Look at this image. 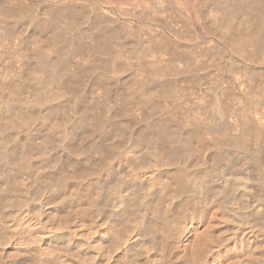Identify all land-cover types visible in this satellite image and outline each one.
<instances>
[{
    "label": "rangeland",
    "instance_id": "rangeland-1",
    "mask_svg": "<svg viewBox=\"0 0 264 264\" xmlns=\"http://www.w3.org/2000/svg\"><path fill=\"white\" fill-rule=\"evenodd\" d=\"M233 1L235 0L231 2L234 3ZM12 2L13 4H11ZM0 3L2 8L15 6L17 8H22L25 12L19 9L23 14L18 10L21 14L19 13L18 15L17 11V19L15 18L16 15L14 18H11V16H8L9 18L3 16V18H5L3 19L4 26L7 27V23L13 21L10 25L12 26L13 34H15V37L12 34L14 39L12 38L11 40L10 36L7 39L4 36V39H2L3 36L1 37L0 35L1 264H24L26 260L32 261L29 262V264H37L38 261V264H197L195 256L198 254L197 251L202 252L201 250L205 252L210 251L208 259L204 264H248V262L249 264H264V178L263 183H259V185H252L251 183V177L254 176L253 172H255L256 165L259 161H262L264 164V138L261 137L260 134L264 132V102L260 103V101H264V58L261 54H264V48L260 50L261 53H257L256 50H253L254 48L251 45H248L245 51L242 50L243 52H240L236 43L239 40L238 34L231 29L226 31L227 28H225V18H229V16L233 18L234 22L236 21V25H241V23H244L242 25H248L251 21L247 14L240 12L241 14L238 13V15L232 14V17L230 14H227V8L221 7L217 3L215 4L213 0H20L19 2L18 0H0ZM61 5L66 8H76V10L82 11L83 14V18L82 16L80 17V20L81 18L83 20H81V25L80 22H78V27L75 26L76 29L74 27V32L72 31L73 37L70 33V37L73 38V40L77 38L75 42L79 39L77 44H82L83 48L81 47L79 50L77 49L71 54L66 55L65 60L67 59V62L63 59L65 54H61L60 51L53 48L51 43H49L51 42L49 37L51 29H45L46 32L45 30L42 31L43 28L40 27L39 29V23H37L40 19L43 20V18H45V21H47V19H52V21L56 23L54 24L55 28L58 27V29H61V26L62 28L65 27L66 23L69 24L72 18L71 15H69L71 19H68V17L64 19L65 17L61 15L62 13L59 15L60 10H66L65 7ZM78 5L80 7H78ZM31 6L33 8H31ZM229 6L231 7V4L226 5V7ZM59 7L61 8L60 10L58 9ZM54 8H57L59 11L55 16L52 14V11L55 10ZM46 10L50 12L51 15L50 13L48 14ZM86 12L90 14H88L89 16L92 15L89 17L91 19L88 18V15H85ZM95 12L98 13L95 14ZM31 13H35V15ZM27 15H30L29 17H31V19L34 18V21H29L30 18L27 17ZM98 15L102 16L104 20L110 18L109 21H105L106 24L108 22L110 26L117 27L120 35L123 34L120 36V40L122 39L121 43L119 40L110 43L111 51L108 53L101 50L99 51V48L96 47L98 43L101 42L96 38L98 29L93 24L92 25L96 29H93L94 27L90 25L93 23V21L90 20L96 19ZM59 16H61V19H58ZM36 17L40 19L38 20ZM6 18L10 20L6 21ZM88 19L90 23H87ZM44 20L43 22H45ZM55 20L57 21L55 22ZM66 20L69 21L67 22ZM116 23L118 26H116ZM58 25L61 26L59 27ZM88 26H91V28ZM222 27H224V29ZM77 28L81 29L78 31ZM75 31H77L78 34ZM1 39L3 41H1ZM97 40L98 42H96ZM39 42L42 44L40 43V45ZM126 43L128 45L130 44V48H128L129 46ZM164 43L166 45H164ZM152 45L154 47H152ZM93 46L96 48H93ZM233 46H235L236 50ZM32 49L34 52H37H32ZM135 49L136 52H134ZM139 49H142L143 52ZM25 50V54L31 55H26V57L24 54ZM122 50L127 51H125L126 56L124 53H121ZM140 51L142 53H139ZM57 52H59V54ZM146 52L147 55H145ZM178 52H181V54H178ZM129 53L131 54L130 56L128 55ZM133 53H136L137 56ZM35 54H37V56ZM41 54L44 55L40 56ZM94 54H96L97 57ZM33 55L38 58L45 56L40 59L46 60L49 58L48 61L56 57L55 60L59 59L58 62L63 60L66 66L63 64L64 67L60 69L61 71L63 70L62 73L60 70L54 72L55 66H53L52 72L54 73L51 72L52 74L48 69L46 73H48L47 75L49 76L45 74V77H50L52 80L46 79L44 75L41 77L42 75L38 71V67L36 70L37 58L36 61H34L35 59L32 57L35 58V56ZM59 55H61V59ZM90 55H92L91 59ZM100 57L102 61H105L107 58V62L108 60L109 63L116 62L119 66L115 63V67L113 66L114 68L109 65L110 67L102 68L103 70H101L94 65L97 61L100 62ZM25 58L30 59L28 61L24 60ZM31 58L33 60H31ZM112 59L115 61L113 62ZM48 64L49 63H46V65ZM210 64L215 66L213 67L212 65L210 67ZM31 65L32 69L33 67L35 68V71L31 69ZM50 66L52 67L51 64ZM93 66H95L96 69ZM91 67H93L94 71ZM70 68H72V71ZM158 68L163 69L161 71V69ZM23 69L26 71H23L24 75L22 73ZM30 70L36 73H31L32 71ZM247 71L252 74L251 77L253 80L248 79ZM56 72L61 75H58ZM75 72L77 77L74 74ZM154 72L156 76L160 72L165 74L161 77L162 74L160 73V76L156 77L154 76ZM29 74L34 77L31 78ZM33 74H37V77ZM17 75H19V77ZM28 76L33 84L28 79ZM57 76H61V78ZM73 76L81 78V80H79V84H77V90L75 89L69 93L65 83H68L67 78L70 79V77ZM38 77L41 86L38 85ZM24 78L27 79V81ZM33 79H36L37 83H35L36 80L33 81ZM55 79H58L59 84ZM44 80H46L47 83L49 82V87L48 85L46 87L45 84L47 83ZM248 80H251V83ZM29 82L31 84H29ZM98 82H100V84ZM51 86L53 87L51 88ZM59 88H62V90H59ZM81 88H84V91H82ZM54 90L56 92H53ZM57 90H59V92ZM104 91H107L108 94ZM116 91L119 94L115 93ZM45 92V96L49 94L48 96L51 95V97H43V93ZM53 93L60 94H57V96L53 95V97ZM62 93L64 95H62ZM203 97L206 99L204 100ZM218 97L223 101L225 107L228 106L227 109L233 111L231 113L229 110L228 113L231 114L228 115L227 119L221 120V123L229 127V130L231 128L229 131L231 137H228L229 139L233 138V140H235L236 138L234 137L237 135L240 136L239 133H244L242 129H244V126L248 125L246 128L248 132L246 131L247 133L244 134V136H246L244 139L247 138L248 140L244 141L241 146H244L242 149L236 145V142H232V139L229 140L227 138L229 142L231 141L229 143L218 133H216L218 136L216 134L210 135V131L206 130L207 127H210V123L208 122L210 119L206 121L207 117L204 116V113L199 112H206L208 110L209 112L207 111L205 114L208 116L210 114L209 105L213 104L215 98L219 99ZM253 97H255L253 100L258 99L259 102H253ZM199 98L202 99L199 100ZM100 100L102 102H100ZM245 100L251 101L247 103ZM196 102H202L200 104L201 109L198 113L196 112V106L198 105ZM203 102L208 105H205ZM6 104H9L7 105L8 107ZM74 106H76V108H74ZM51 107L53 109L55 108V113L53 114L59 113L60 115L58 114L57 116L56 114L55 117L50 114L47 116L45 112ZM113 109L116 110L114 111ZM117 110L120 112H117ZM92 111L95 112L93 113ZM76 112L80 113L76 114ZM85 112L88 113L89 117L87 113L85 115ZM9 113L10 115H7ZM115 113L119 118L118 116L116 118ZM94 114L95 116H93ZM144 114L147 115L145 116ZM82 118L84 120H82ZM41 119L45 120V122L40 121ZM24 120L28 124H25V122H23ZM204 121L208 123H203ZM79 122H83L92 127L95 126L100 136L103 135L100 131L103 132L104 130L107 133L111 131V133L107 134V137L103 138V140L106 139L104 140L106 149H109L108 158H110V162L108 160L105 163L103 162L104 164L100 162L101 159L105 157L104 151L88 145L90 144L88 139H69V135L73 131L72 129H75L76 124H80ZM198 122H201L200 124L204 126H200L201 144L191 148L186 145V142L185 144L183 141L179 143V140H182L186 131ZM215 123L216 120L213 124ZM144 124L153 126L156 124L155 126L162 125L168 128V135H170L169 139L171 142L176 140L171 143L170 146L168 145L171 147L170 149L172 151L168 149V146L167 148L163 144L162 145L165 147L161 144H157L150 133H148L147 136H150L152 141H149L150 138L146 140L140 139L141 135L137 133H140L143 128H146ZM116 126L118 127L116 128ZM128 126L132 128L130 129ZM136 129H139V131ZM134 132H136V134ZM247 136L250 137L248 138ZM240 140H242V138ZM225 141H227V143ZM70 142L74 143L76 149L67 148V146L71 144ZM245 142L249 144V147L246 146L248 144ZM234 146L236 148H234ZM190 148L193 150L190 151ZM194 148H196V153L192 152ZM189 154H191L192 157ZM194 155L198 157L196 156V158ZM256 159H258L257 162L255 161ZM208 165L211 166V168H209ZM81 167L85 168L83 172L78 171ZM89 173H91V175H88ZM169 175L172 178L174 177L173 175H175L176 178H174V181L173 179H169ZM64 176L65 178H63ZM86 176L88 177L87 179ZM50 177L51 179H49ZM177 177L180 178L178 179L180 182L177 181ZM172 182L175 184V187L171 186L175 189L174 193L172 192V188L170 190L167 189L168 187L165 188V186H169L170 188V185H173ZM177 183L179 184L177 185ZM196 184L198 187L200 186L202 190L204 189V191L198 190L200 188L195 187ZM190 186L192 188H190ZM116 191L121 192V195L125 197L124 202H121L118 194L115 193ZM168 191H171V193ZM197 191H200L199 193L202 194L200 195ZM208 192L209 194H207ZM176 193L177 195H175ZM210 193L211 196H208ZM171 196L172 199H170ZM198 196H200V199L196 202L195 199H197ZM185 200L186 202H184ZM183 202L187 204L186 209L184 211L180 209V211L177 210L180 205L182 206V204H184ZM191 203L194 206H196L195 203H197V208L195 209L194 207L195 210L191 208ZM182 209L184 208L182 207ZM226 209L230 211H226ZM21 216L30 218V222L33 225H28L25 229L19 226L17 222ZM164 216L165 218H163ZM158 219L162 222H159ZM172 219L174 220L173 222H171ZM123 221L125 223H123ZM163 221L167 225H165ZM120 222H122V224ZM27 239L33 241L30 242ZM244 239L246 245L243 242ZM27 247L28 249H26ZM200 247H205L206 250ZM45 252H47V254H45ZM18 253L21 255H19L21 261L15 262L14 259ZM32 254L35 256L34 258L38 257V261L33 258L37 263H33V259H30ZM26 264H28V261H26Z\"/></svg>",
    "mask_w": 264,
    "mask_h": 264
},
{
    "label": "bare ground",
    "instance_id": "bare-ground-1",
    "mask_svg": "<svg viewBox=\"0 0 264 264\" xmlns=\"http://www.w3.org/2000/svg\"><path fill=\"white\" fill-rule=\"evenodd\" d=\"M20 0H18V2H19ZM40 1V0H39ZM59 1V0H58ZM84 1V0H83ZM207 1V0H206ZM213 1H215V4L217 3V4H219V6H221V7H225V8H227L228 10H227V14L229 15H231L232 16V14H234V15H238V13H245V14H247L248 16H249V18H250V21H251V23L249 24L248 23V25H242V24H244V23H241V25H239V24H237V25H239V26H237L236 24H235V22H234V20H233V18H231L230 16H229V18H225L226 19V23H225V28H227L226 29V31L228 30V29H231V30H233V31H235L236 32V34H238V36H239V40H238V42H236L237 43V46H238V50L240 51V52H243V51H245L246 50V48H247V46L248 45H251L254 49L253 50H256V52L258 53H261L260 52V50H263V48H264V0H235V1H233L234 3H232L231 1L232 0H228V1H226V0H213ZM8 2V1H7ZM6 2V3H7ZM28 2V1H27ZM33 2V1H32ZM36 2V1H35ZM51 2V1H50ZM152 2V1H151ZM177 2V1H176ZM212 2V1H211ZM211 2H210V4H211ZM80 3V2H79ZM167 3V2H166ZM178 3V2H177ZM180 3V2H179ZM214 3V2H213ZM1 4V3H0ZM11 4H13V2L11 3ZM63 4V3H62ZM76 4V3H75ZM74 4V5H75ZM135 4V3H134ZM169 4V3H168ZM229 4H231V7L229 6V7H226V5H229ZM25 5V4H24ZM178 5V4H177ZM200 5V4H199ZM214 5V4H213ZM9 6V5H8ZM7 6V7H8ZM19 6V5H18ZM21 6V5H20ZM50 6V5H49ZM61 6H63V5H61ZM60 6V7H61ZM68 6H69V3H68ZM72 6V5H71ZM145 6H146V4H145ZM180 6H181V4H180ZM206 6V5H205ZM0 7H1V5H0ZM4 7V6H3ZM58 8L59 10L61 9V8ZM63 7H65V6H63ZM62 7V8H63ZM70 7V6H69ZM76 7V6H75ZM78 7H80L79 5H78ZM150 7V6H149ZM185 7V6H184ZM183 7V8H184ZM214 7H215V5H214ZM31 8H33L32 6H31ZM68 8V7H67ZM66 7H65V9L66 10H64V11H62V10H60V13H59V11H58V9H57V11H56V9L55 10H53L52 11V14L55 16V15H57V13H59V15L61 14V15H63V17H65L64 19H66L67 17H68V19H71L72 18V20L69 22V24H67L66 23V26L65 27H63L62 28V26L61 25H58L59 27L61 26V29L59 28L58 29V27L57 28H55L54 27V24H56V23H54L53 21H52V19L50 20V19H47V21H45L44 19L45 18H43V20L45 21V22H43V20L42 19H40V18H37L38 17V15H37V19L40 21H38L37 23H39L38 24V26H39V29H40V27H42L43 29H42V31L43 30H45V29H51V34H50V36L49 35H46V36H49L50 37V40H51V42H49V43H51V45H52V47L53 48H55V49H57L58 51H60V53L61 54H65L63 57V59L65 60V56L66 55H69V54H71L72 52H74L75 50H79L81 47H82V44L80 45V44H77L78 43V40L75 42V40L77 39H75V40H73V38H71L70 36V33L72 34L74 31H73V29H74V27L76 26V27H78L77 26V24H78V22H80V25H81V22L83 21L82 20V18H83V14H82V11L80 12V11H78V10H76V8H68L67 9ZM82 8V7H81ZM98 8V7H97ZM211 8V7H210ZM19 9H21V10H23L22 8H17V7H15V6H11V7H9V8H6V7H4V8H2L1 7V9H0V11H1V13H0V35H1V37H2V39H4V36L6 37V39L7 38H9V36L11 37V40H12V38L14 39V37H15V34H13V30H12V26L10 25L11 23H7L8 24V26L6 27V26H4L5 24H4V22H3V19H5V18H3V16H7V18H9L10 16H11V18H14V16H15V18L19 15V11H21V10H19ZM49 9V8H48ZM47 9V10H48ZM78 9V8H77ZM177 9H179V8H177ZM188 9V8H187ZM221 9V8H220ZM19 10V11H18ZM46 10V11H47ZM180 10H182V9H180ZM215 10V9H214ZM222 10V9H221ZM17 11H18V15H17ZM50 11V10H49ZM183 11V10H182ZM186 11V10H185ZM223 11V10H222ZM23 12H24V10H23ZM23 12L21 11V13L23 14ZM33 12V11H32ZM35 12V11H34ZM43 12V11H42ZM150 12V11H149ZM20 13V14H21ZM25 13V12H24ZM47 13L49 14L50 12H48L47 11ZM84 13H85V11H84ZM98 13V12H97ZM96 12H95V14H97ZM183 13V12H182ZM188 13V12H187ZM218 13V12H217ZM240 13V14H241ZM31 14H34L35 15V13H31ZM37 14V13H36ZM42 14V13H41ZM89 13H87L86 12V14L85 15H88ZM93 14V13H92ZM95 14H93V15H95ZM224 14H225V12H224ZM242 14V15H243ZM40 15V14H39ZM50 15H51V13H50ZM52 15V16H53ZM69 15H71V18L69 17ZM90 15V14H89ZM88 15V18L89 17H91V16H89ZM101 15H103V14H101ZM163 15V14H162ZM217 15V14H216ZM219 15V14H218ZM226 15V14H225ZM9 16V17H8ZM30 15H27V17H29ZM44 16V15H43ZM47 16V15H46ZM45 16V17H46ZM82 16V18H81V20H80V17ZM96 16V15H95ZM104 16V15H103ZM146 16V15H145ZM171 16V15H170ZM26 17V16H25ZM26 17V18H27ZM63 17H62V19H63ZM187 17H188V15H187ZM215 17V16H214ZM225 17V16H224ZM233 17V16H232ZM244 17V16H243ZM246 17V16H245ZM6 18V19H7ZM19 18V17H18ZM30 18V19H29ZM28 19H29V21L30 20H33V19H31V17H29ZM87 18V17H86ZM95 18V17H94ZM93 18V19H94ZM105 18V17H104ZM198 18V17H197ZM200 18V17H199ZM202 18V17H201ZM17 19V18H16ZM58 19H61V16H59L58 17ZM63 19V20H64ZM84 19H85V17H84ZM89 19H91V18H89ZM89 19H88V21H87V23L89 22ZM106 19H107V15H106ZM117 19V18H116ZM179 19V18H178ZM217 19V18H216ZM223 19V18H222ZM235 19V18H234ZM241 19V18H240ZM245 19V18H244ZM8 20H10V19H7L6 21H8ZM27 20V19H26ZM42 20V21H41ZM54 20V19H53ZM80 20V21H79ZM86 20V19H85ZM108 21L110 20V18L109 19H107ZM107 20H104L103 19V17L102 16H100V15H98L97 16V18L96 19H94V20H90V21H93V23H91L90 25L91 26H95L97 29H98V35H97V37L96 38H98V40L99 41H101V42H99L98 43V45L96 46L97 48H99V51L101 50V51H105V52H109V51H111V46H110V43L112 42V41H120V43H121V40H120V36L121 35H123V34H121L120 35V33H119V29L117 28V27H112V25L110 26L109 24H108V22H107V24H106V22L105 21H107ZM199 20V19H198ZM237 20V19H236ZM243 20V19H242ZM247 20V19H246ZM245 20V21H246ZM17 21V20H16ZM34 21V20H33ZM57 20H55V22H56ZM67 22L69 21V20H66ZM113 21V20H112ZM111 21V22H112ZM36 22V21H35ZM34 22V23H35ZM60 22V21H59ZM59 22H58V24H59ZM62 22V21H61ZM221 22V21H220ZM223 22V21H222ZM243 22V21H242ZM30 23V22H29ZM90 23V22H89ZM115 23V22H114ZM176 23V22H175ZM6 24V25H7ZM83 24V23H82ZM93 24V25H92ZM112 24H113V22H112ZM117 24V23H116ZM118 24H119V22H118ZM118 24L116 25V26H118ZM126 24V23H125ZM246 24V23H245ZM37 25V24H36ZM63 25V24H62ZM87 25H89V24H87ZM222 25V24H221ZM17 26V25H16ZM64 26V25H63ZM83 26H84V24H83ZM86 26V25H85ZM91 26H88V27H90L91 28ZM93 26V27H94ZM115 26V25H114ZM120 26V25H119ZM127 26V25H126ZM220 26V25H219ZM25 27V26H24ZM76 27H75V29H76ZM80 27V26H79ZM92 27V28H93ZM93 28V29H96V28ZM121 28V27H120ZM223 29H224V27H222ZM81 29V28H80ZM80 29H78L77 28V30L79 31ZM216 29V28H215ZM220 29V28H219ZM22 30V29H21ZM189 30V29H188ZM217 30V29H216ZM73 31V32H72ZM84 31V30H83ZM124 31V30H123ZM214 31V30H213ZM223 31V30H222ZM232 31V32H233ZM35 32V31H34ZM41 32V31H40ZM45 32H46V30H45ZM48 32V31H47ZM75 32H77V31H75ZM86 32V31H85ZM131 32V31H130ZM229 32H230V30H229ZM238 32V33H237ZM15 33V32H14ZM24 33H26V32H24ZM23 33V34H24ZM30 33V32H29ZM33 33V32H32ZM50 33V32H49ZM81 33V32H80ZM219 33V32H218ZM227 33V32H226ZM12 34L14 35V37H12ZM16 34H18V33H16ZM44 34V33H43ZM47 34V33H46ZM77 34H78V32H77ZM125 34V33H124ZM181 34V33H180ZM221 34V33H220ZM45 35V34H44ZM80 35V34H79ZM223 35V34H222ZM8 36V37H7ZM19 36V35H18ZM30 36V35H29ZM34 36V35H33ZM43 36V35H42ZM85 36V35H84ZM95 36V35H94ZM133 36V35H132ZM160 36V35H159ZM23 37V36H22ZM37 37V36H36ZM49 37H48V39H49ZM69 37V38H68ZM72 37H73V34H72ZM76 37V36H75ZM82 37V36H81ZM86 37V36H85ZM101 37V38H100ZM122 37H125V36H122ZM145 37V36H144ZM155 37V36H154ZM19 38V37H18ZM26 38V37H25ZM38 38V37H37ZM46 38V37H45ZM79 38V37H78ZM95 38V39H96ZM100 38V39H99ZM125 38H127V37H125ZM226 38V37H225ZM1 39V41H3ZM35 39V38H34ZM42 39H44V38H42ZM82 39V38H81ZM124 39V38H123ZM19 40H20V38H19ZM30 40V39H29ZM36 40H38V39H36ZM47 40V39H46ZM98 40L96 41V42H98ZM137 40V39H136ZM160 40V39H159ZM165 40V39H164ZM163 40V41H164ZM222 40V39H221ZM21 41V40H20ZM49 41V40H48ZM81 41V40H80ZM87 41V40H86ZM95 41V40H94ZM127 41V40H126ZM141 41V40H140ZM157 41V40H156ZM91 42H93V41H91ZM91 42H89V43H91ZM123 42H125V41H123ZM150 42V41H149ZM165 42V41H164ZM231 42V41H230ZM41 42H39V44H40ZM80 43V42H79ZM88 43V44H89ZM94 43V42H93ZM130 43V42H129ZM166 43V42H165ZM164 43V45H166ZM169 43V42H168ZM224 43V42H223ZM21 44V43H20ZM42 44V43H41ZM40 44V45H41ZM92 44V43H91ZM127 44V43H126ZM148 44H150V43H148ZM153 44V43H152ZM159 44V43H158ZM161 44V43H160ZM226 44V43H225ZM37 45V44H36ZM44 45V44H43ZM50 45V44H49ZM78 45H80V46H78ZM84 45H85V43H84ZM128 45V44H127ZM130 45V44H129ZM128 45V46H129ZM169 45H170V43H169ZM227 45V44H226ZM21 46V45H20ZM45 46V45H44ZM47 46V45H46ZM87 46V45H86ZM116 46V45H115ZM117 46H119V45H117ZM132 46V45H131ZM145 46V45H144ZM151 46V45H150ZM250 46V47H251ZM33 47V46H32ZM35 47V46H34ZM89 47H91V46H89ZM95 46H93V48H96ZM124 47V46H123ZM122 47V48H123ZM152 47H154L153 45H152ZM160 47V46H159ZM170 47V46H169ZM168 47V48H169ZM223 47V46H222ZM234 47V49L236 50V48H235V46H233ZM17 48V47H16ZM24 48V47H23ZM40 48V47H39ZM51 48V47H50ZM52 48V49H53ZM83 48V47H82ZM88 48V47H87ZM128 48H130V46L128 47ZM128 48H127V51H128ZM132 48V47H131ZM161 48V47H160ZM210 48V47H209ZM232 48V47H231ZM22 49V48H21ZM25 49V48H24ZM41 49H43V48H41ZM113 49H114V47H113ZM121 49V48H120ZM133 49V48H132ZM155 49V48H154ZM153 49V50H154ZM175 49H176V47H175ZM33 50V49H32ZM45 50V49H44ZM90 50V49H89ZM118 50V49H117ZM139 50H141L142 51V49H139ZM180 50V49H179ZM243 50V51H242ZM50 51V50H49ZM85 51V50H84ZM86 51H87V49H86ZM95 51V50H94ZM96 51H98V50H96ZM98 51V52H99ZM116 51V50H115ZM126 51V50H125ZM125 51H121V53L123 54L124 53V55H125V53L127 52H125ZM131 51V50H130ZM133 51V50H132ZM139 52V53H142V52ZM173 51H174V49H173ZM187 51V50H186ZM22 52H23V50H22ZM25 52H26V50L24 51V54H25ZM27 52H28V50H27ZM30 52V51H29ZM32 52H34V50L32 51ZM35 52H37V51H35ZM34 52V53H35ZM39 52V51H38ZM55 52H56V50H55ZM79 52V51H78ZM83 52V51H82ZM114 52V51H113ZM117 52V51H116ZM119 52V51H118ZM134 52H136V49H135V51ZM172 52V51H171ZM176 52V51H175ZM9 53V52H8ZM31 53V52H30ZM39 53H41V52H39ZM43 53H44V51H43ZM50 53V52H49ZM54 53V52H53ZM58 54H59V52H57ZM56 53V54H57ZM97 53V52H96ZM101 53V52H100ZM131 53V52H130ZM128 54L129 56L131 55V54ZM223 53V52H222ZM221 53V54H222ZM248 53V52H247ZM46 54H47V52H46ZM80 54H81V52H80ZM92 54V53H91ZM98 54V53H97ZM110 54H111V52H110ZM120 54V53H119ZM134 54V53H133ZM136 54V53H135ZM134 54V55H135ZM137 54H138V52H137ZM137 54H136V56H137ZM178 54H181V52L179 53L178 52ZM184 54V53H183ZM182 54V55H183ZM213 54V53H212ZM215 54V53H214ZM262 55H263V58H264V54L263 53H261ZM27 54H25V56H26ZM31 54H29V55H27V56H30ZM36 56H37V54H35ZM35 55H33V56H35ZM42 55H44V54H41L40 56H42ZM52 55V54H51ZM82 55V54H81ZM87 55V54H86ZM95 56H96V54H94ZM101 55V54H100ZM140 55V54H139ZM145 55H147V52H146V54ZM144 55V56H145ZM170 55V54H169ZM25 56H23V57H25ZM26 56V57H27ZM35 56V58L34 57H32L33 59H35L34 61H36V58H37V61H36V64H37V66L35 67L36 68V70L39 68V72H40V74L42 75L41 77H43V75H44V77H45V74H46V76H49V75H47L48 73H46L47 72V70L49 69L50 71V73L52 72V69H53V66H55V69H54V72L55 71H57V70H60V69H62L63 67H64V65L66 66V64L64 63V61L63 60H60V62H58L59 61V59L58 60H55V58H53V60L52 59H50L49 61H48V59H46V60H43V59H40V58H43V57H45V56H43V57H36ZM91 57H90V59L92 58V55H90ZM123 56V55H122ZM126 56V55H125ZM141 56H143V55H141ZM163 56V55H162ZM171 56V55H170ZM19 57V56H18ZM48 57H49V55H48ZM61 57V55H59V58ZM69 57V56H68ZM74 57V56H73ZM72 57V58H73ZM89 57V56H88ZM97 57V56H96ZM112 57V56H111ZM124 57V56H123ZM147 57V56H146ZM175 57H176V55H175ZM174 57V58H175ZM184 57H186V56H184ZM212 57V56H211ZM213 57H214V55H213ZM31 58V60H33ZM47 58V57H46ZM50 58H52V57H50ZM57 58H58V56H57ZM62 58V57H61ZM60 58V59H61ZM94 58V57H93ZM122 58V57H121ZM125 58V57H124ZM127 58V57H126ZM167 58V57H166ZM177 58H178V56H177ZM176 58V59H177ZM21 59V58H20ZM30 59V58H29ZM29 59H24V60H28L29 61ZM45 59V58H44ZM70 59V58H69ZM74 59V58H73ZM89 59V60H90ZM100 59H101V57H100ZM104 59V58H103ZM114 59V58H113ZM113 59H112V61H113ZM131 59V58H130ZM173 59V58H172ZM179 59H180V57H179ZM186 59V58H185ZM214 59V58H213ZM67 60V59H66ZM65 60V61H66ZM71 60V59H70ZM94 60V59H93ZM92 60V61H93ZM125 60V59H124ZM133 60V59H132ZM146 60V59H145ZM97 61V60H96ZM115 61V60H114ZM113 61V62H114ZM144 61V60H143ZM167 61V60H166ZM211 61H212V59H211ZM210 61V62H211ZM21 62V61H20ZM24 62V61H23ZM33 62V61H32ZM67 62V61H66ZM91 62V61H90ZM123 62H125V61H123ZM127 62V61H126ZM131 62V61H130ZM27 63V62H26ZM34 63V62H33ZM46 63H49L48 65H46ZM71 63V62H70ZM76 63H77V61H76ZM116 63V62H115ZM115 63H109V60H108V62H107V58H106V60L104 61H102V59L100 60V62H98L97 61V63L96 64H94L97 68H100L101 70H103L102 68H108V67H113L114 65H115ZM152 63V62H151ZM169 63V62H168ZM175 63V62H174ZM188 63V62H187ZM186 63V64H187ZM18 64V63H17ZM28 64V63H27ZM32 64V63H31ZM35 64V65H36ZM50 64L52 65V67L50 66ZM64 64V65H63ZM80 64V63H79ZM90 64V63H89ZM118 63H116V65H117ZM122 64V63H121ZM137 64V63H136ZM152 64H154V63H152ZM156 64V63H155ZM183 64H185V63H183ZM26 65V64H25ZM68 65V64H67ZM78 65V64H77ZM93 65V64H92ZM92 65H90V66H92ZM110 65V66H109ZM128 65V64H127ZM158 65V64H157ZM196 65V64H195ZM213 65V64H212ZM211 64H210V67L212 66ZM14 66V65H13ZM15 66H17V65H15ZM19 66V65H18ZM21 66V65H20ZM24 66V65H23ZM28 66V65H27ZM74 66V65H73ZM85 66V65H84ZM89 66V65H88ZM95 66H93V67H95ZM118 66H119V64H118ZM141 66V65H140ZM199 66V65H198ZM215 65H213V67H214ZM236 66V65H235ZM26 67V66H25ZM24 67V68H25ZM38 67V68H37ZM70 67V66H69ZM93 67H91L92 68V70H93ZM96 67H95V69H96ZM115 67V66H114ZM113 67V68H114ZM117 67V66H116ZM122 67V66H121ZM147 67V66H146ZM196 67V66H195ZM200 67V66H199ZM224 67V66H223ZM27 68V67H26ZM35 68L33 67V69H34V71H35ZM66 68V67H65ZM76 68H78V67H76ZM120 68V67H119ZM156 68H157V66H156ZM174 68V67H173ZM229 68V67H228ZM236 68V67H235ZM28 69H30V68H28ZM31 69H32V65H31ZM32 69V70H33ZM67 69V68H66ZM71 69V71H72V68H70ZM84 69V68H83ZM87 69V68H86ZM158 69H161V68H158ZM158 69H156V70H158ZM163 69V68H162ZM162 69H161V71H162ZM169 69V68H168ZM230 69V68H229ZM232 69V68H231ZM25 70H27V69H25ZM32 70H30V71H32ZM78 70V69H77ZM89 70V69H88ZM87 70V71H88ZM106 70V69H105ZM118 70V69H117ZM237 70H239V69H237ZM16 71V70H15ZM19 71V70H18ZM24 69L22 70V73H23V75H24V72H26V71H24ZM29 71V70H28ZM34 71H32L31 73H36V72H34ZM75 71V70H74ZM85 71V70H84ZM94 71V70H93ZM95 71H97V70H95ZM122 71V70H121ZM128 71V70H127ZM135 71V70H134ZM160 71V70H159ZM158 71V72H159ZM54 72H52V73H54ZM60 72L62 73L63 72V70L61 71L60 70ZM59 72V73H60ZM64 72H65V70H64ZM70 72V71H69ZM114 72V71H113ZM136 72H137V70H136ZM152 72H153V70H152ZM157 72V71H156ZM164 72H166V71H164ZM169 72V71H168ZM232 72V71H231ZM235 72H236V70H235ZM248 72V71H247ZM2 73V72H1ZM16 73H17V71H16ZM21 73V72H20ZM49 73V74H50ZM51 73V74H52ZM57 73V72H56ZM81 73V72H80ZM87 73V72H86ZM88 73H89V71H88ZM92 73V72H91ZM97 73V72H96ZM120 73V72H119ZM123 73V72H122ZM149 73V72H148ZM161 73V72H160ZM159 73V74H160ZM18 74V73H17ZM50 74V75H51ZM58 74V73H57ZM75 75H76V72L74 73ZM73 74V75H74ZM85 74V73H84ZM99 74V73H98ZM104 74V73H103ZM102 74V75H103ZM115 74V73H114ZM117 74V73H116ZM134 74V73H133ZM136 74V73H135ZM151 74V73H150ZM154 74H155V72H154ZM157 75L158 77L160 76V75ZM162 75H161V77H163V75L165 74H163V73H161ZM247 74V73H246ZM13 75V74H12ZM28 75V74H27ZM30 75V74H29ZM33 75H35V74H33ZM37 75V74H36ZM35 75V76H36ZM56 75V74H55ZM58 75H61V74H58ZM63 75H64V73H63ZM101 75V74H100ZM138 75V74H137ZM140 75V74H139ZM152 75H153V73H152ZM151 75V76H152ZM238 75V74H237ZM248 79H251V80H253L252 79V77H251V75L252 74H250V72H248ZM18 77H19V75H17ZM31 76V78H33L32 77V75H30ZM39 76V75H38ZM70 76H72V75H70ZM154 76H156V74L154 75ZM156 76V77H157ZM236 76V75H235ZM6 77V76H5ZM37 77V76H36ZM57 77H59V78H61V76H57ZM76 77H77V75H76ZM76 77H70V79L69 78H67L68 80V83H65V85H67L66 86V89H68V91H69V93H70V91H73V90H75L76 89V87H77V84H79L78 82H79V80H81V78H76ZM83 77H84V75H83ZM88 77V76H87ZM92 77V76H91ZM94 77V76H93ZM99 77V76H98ZM109 77V76H108ZM128 77V76H127ZM132 77V76H131ZM141 77V76H140ZM160 77V78H161ZM12 78V77H11ZM16 78V77H15ZM30 77L28 76V79H29ZM46 78V77H45ZM45 78H42V79H45ZM48 79H51L52 80V78H50V77H47ZM46 78V79H47ZM56 78V77H55ZM114 78V77H113ZM119 78V77H118ZM239 78V77H238ZM7 79H9V78H7ZM17 79V78H16ZM25 79V78H24ZM63 79V78H62ZM61 79V80H62ZM112 79V78H111ZM110 79V80H111ZM141 79V78H140ZM146 79V78H145ZM15 80V79H14ZM26 81H27V79H25ZM30 80V79H29ZM28 80V81H29ZM36 79H33V81H35ZM87 80H89V79H87ZM87 80H85V81H87ZM99 80V79H98ZM102 80H104V79H102ZM102 80H101V83H102ZM108 80V79H107ZM128 80V79H127ZM155 80H156V78H155ZM168 80V79H167ZM230 80V79H229ZM250 80V81H251ZM262 80V79H261ZM45 82H46V80H44ZM43 81V82H44ZM48 81V80H47ZM55 81H57V83H58V79L56 80L55 79ZM106 81V80H105ZM123 81V80H122ZM145 81V80H144ZM233 81V80H232ZM249 81V80H248ZM249 81V82H250ZM17 82V81H16ZM30 82H31V80H30ZM29 82V84H31ZM44 82V83H45ZM52 82V81H51ZM54 82V81H53ZM64 82V81H63ZM82 82V81H81ZM88 82V81H87ZM86 82V83H87ZM109 82V81H108ZM111 82V81H110ZM125 82V81H124ZM138 82V81H137ZM149 82V81H148ZM168 82V81H167ZM238 82V81H237ZM236 82V83H237ZM20 83V82H19ZM35 83H37V80H36V82ZM40 83H41V81H40ZM47 83V82H46ZM49 83V82H48ZM48 83L47 84H45L46 85V87H47V85H48ZM56 83V82H55ZM84 83V82H83ZM89 83V82H88ZM87 83V84H88ZM94 83V82H93ZM95 83H96V81H95ZM99 84H100V82H98ZM144 83V82H143ZM251 83V82H250ZM253 83V82H252ZM18 84V83H17ZM21 84H22V82H21ZM27 84H28V82H27ZM33 84V83H32ZM59 84V83H58ZM119 84V83H118ZM136 84V83H135ZM154 84H155V82H154ZM238 84H240V83H238ZM242 84V83H241ZM38 85L39 86H41L40 84H39V77H38ZM50 85H52V84H50ZM57 85V84H56ZM86 85V84H85ZM112 85V84H111ZM126 85V84H125ZM230 85V84H229ZM31 86V85H30ZM63 86V85H62ZM87 86V85H86ZM118 86V85H117ZM135 86V85H134ZM137 86V85H136ZM148 86V85H147ZM156 86V85H155ZM42 87H44V86H42ZM48 87H49V85H48ZM53 86H51V88H52ZM106 87V86H105ZM139 87V86H138ZM169 87V86H168ZM195 87V86H194ZM63 88V87H62ZM62 88H59V90H62ZM96 88V87H95ZM104 88V87H103ZM116 88V87H115ZM242 88V87H241ZM42 89V88H41ZM65 89V88H64ZM82 89V88H81ZM84 89V88H83ZM82 89V91H84ZM92 89V88H91ZM105 89H107V88H105ZM109 89H111V88H109ZM116 89H118V88H116ZM167 89V88H166ZM170 89V88H169ZM179 89V88H178ZM254 89V88H253ZM45 90V89H44ZM59 90H57L58 92H59ZM77 90V89H76ZM94 90V89H93ZM93 90H91V91H93ZM97 90V89H96ZM115 90V89H114ZM125 90V89H124ZM175 90V89H174ZM252 90V89H251ZM37 91V90H36ZM35 91V92H36ZM119 91V90H118ZM127 91V90H126ZM169 91V90H168ZM44 92V91H43ZM47 92V91H46ZM46 92L45 93H43V95L44 94H46ZM53 92H56L55 90L53 91ZM101 92V91H100ZM105 93L107 92V91H104ZM103 92V93H104ZM114 92V91H113ZM120 92V91H119ZM122 92H123V90H122ZM42 93V92H41ZM49 93V92H48ZM61 93V92H60ZM60 93H57L58 95L60 94ZM92 93V92H91ZM115 93H117V91L115 92ZM178 93V92H177ZM199 93V92H198ZM249 93V92H248ZM251 94H253L252 92H250ZM37 94H39V93H37ZM57 94H52V96L53 95H56L57 96ZM66 94H67V92H66ZM71 94H72V92H71ZM90 94V93H89ZM107 94H108V92H107ZM117 94H119V93H117ZM122 94V93H121ZM16 95V94H15ZM49 95V94H48ZM48 95H44L43 97H46V98H49V97H51V95L50 96H48ZM62 95H64L63 93H62ZM80 95V94H79ZM82 95V94H81ZM84 95V94H83ZM87 95V94H86ZM105 95V94H104ZM114 95H116V94H114ZM127 95H128V93H127ZM127 95H125V96H127ZM132 95V94H131ZM130 95V96H131ZM159 95V94H158ZM163 95V94H162ZM199 95V94H198ZM41 96H42V94H41ZM55 96V97H56ZM66 96V95H65ZM78 96V95H77ZM76 96V97H77ZM90 96V95H89ZM94 96V95H93ZM110 96V95H109ZM118 96V95H117ZM124 96V95H123ZM152 96V95H151ZM200 96H201V94H200ZM10 97V96H9ZM54 97V96H53ZM60 97V96H59ZM58 97V98H59ZM121 97V96H120ZM129 97V96H128ZM171 97V96H170ZM256 97V96H255ZM255 97H253L252 98V101L254 102H256V103H258L259 102V100L257 99V98H259V97H257L256 99L257 100H253V99H255ZM11 98V97H10ZM39 98H40V96H39ZM38 98V99H39ZM69 98V97H68ZM83 98V97H82ZM81 98V99H82ZM91 98V97H90ZM96 98H97V95H96ZM101 98V97H100ZM108 98V97H107ZM111 98V97H110ZM131 98V97H130ZM135 98V97H134ZM144 98V97H143ZM195 98V97H194ZM204 98V97H203ZM217 98V97H216ZM215 98V100L213 101V104L212 105H209L210 106V114L207 116V115H205L206 114V112L208 111H204V112H199L200 111V109H201V106H200V104L202 103H200V102H196V103H198V105L196 106V108H197V113L199 112V113H204V116H206L207 118H206V121H208L207 119H210L208 122L210 123V127H207L206 128V130H208V131H210L209 132V134L210 135H215L216 133H218L222 138H225V140H227V138L228 137H231L230 135H229V131L231 130V128H230V130L228 129L229 127H226V125H223L222 123H221V120L222 119H227V117H228V115L229 114H231L233 111L232 110H230V109H227V107L228 106H224V104H223V101H221L220 100V98L219 99H216ZM12 99V98H11ZM42 99H44V98H42ZM65 99H67V98H65ZM70 99V98H69ZM80 99V100H81ZM94 99V98H93ZM92 99V100H93ZM102 99V98H101ZM105 99V98H104ZM168 99V98H167ZM174 99V98H173ZM200 99H202V98H199V100ZM206 98H204V100H205ZM247 99V98H246ZM53 100V99H52ZM56 100V99H55ZM59 100V99H58ZM64 100V99H63ZM76 100V99H75ZM107 100V99H106ZM105 100V101H106ZM116 100V99H115ZM123 100V99H122ZM125 100V99H124ZM126 100H127V97H126ZM135 100H137V99H135ZM139 100V99H138ZM198 100V101H199ZM1 101V100H0ZM37 101V100H36ZM39 101L41 102V100L39 99ZM45 101H46V99H45ZM57 101V100H56ZM83 101V100H82ZM81 101V102H82ZM91 101V100H90ZM108 101V100H107ZM119 101V100H118ZM196 101V100H195ZM202 101V100H201ZM245 101H247V100H245ZM249 101H251V100H248L247 101V103L249 102ZM43 102H44V100H43ZM47 102V101H46ZM50 102V101H49ZM48 102V103H49ZM96 102H97V100H96ZM100 102H102L101 100H100ZM134 102V101H133ZM139 102V101H138ZM163 102V101H162ZM244 102V101H243ZM242 102V103H243ZM264 101H260V103H263ZM39 103V102H38ZM60 103V102H59ZM58 103V104H59ZM79 103V102H78ZM85 103V102H84ZM87 103V102H86ZM90 103V102H89ZM98 103V102H97ZM120 103V102H119ZM194 103V102H193ZM204 103V102H203ZM241 103V104H242ZM244 103H246V102H244ZM250 103V102H249ZM260 103H259V105H260ZM51 104V103H50ZM50 104H48V105H50ZM63 104H64V101H63ZM67 104H69V103H67ZM103 104V103H102ZM106 104H107V102H106ZM110 104V103H109ZM118 104V103H117ZM122 104H123V102H122ZM121 104V105H122ZM131 104V103H130ZM139 104V103H138ZM146 104V103H145ZM145 104H144V106H145ZM177 104V103H176ZM205 104V103H204ZM251 104H252V102H251ZM4 105V104H3ZM2 105V106H3ZM7 105H9V104H6V106ZM26 105V104H25ZM34 105V104H33ZM54 105V104H53ZM52 105V106H53ZM70 105H72V104H70ZM69 105V106H70ZM101 105V104H100ZM120 105V106H121ZM132 105V104H131ZM137 105V104H136ZM148 105V104H147ZM194 105H196V104H194ZM205 105H208V104H205ZM227 105V104H226ZM1 106V105H0ZM61 106V105H60ZM90 106V105H89ZM107 106V105H106ZM139 106V105H138ZM230 106V105H229ZM8 107V106H7ZM45 107V106H44ZM49 107V106H48ZM55 107H57L56 105H55ZM63 107V106H62ZM68 107V106H67ZM66 107V108H67ZM82 107V106H81ZM95 107V106H94ZM109 107V106H108ZM114 107V106H113ZM126 107V106H125ZM135 107V106H134ZM146 107V106H145ZM144 107V108H145ZM46 108V107H45ZM61 108V107H60ZM65 108V109H66ZM69 108H71V107H69ZM74 108H76V106H74ZM89 108V107H88ZM87 108V109H88ZM96 108V107H95ZM117 108V107H116ZM141 108V107H140ZM143 108V107H142ZM208 108V107H207ZM230 108V107H229ZM6 109V108H5ZM9 109V108H8ZM39 109V108H38ZM57 109H58V107H57ZM56 109V110H57ZM64 109V108H63ZM64 109V110H65ZM91 109V108H90ZM109 109V108H108ZM121 109V108H120ZM119 109V110H120ZM123 109V108H122ZM131 109H133V108H131ZM147 109V108H146ZM209 109V108H208ZM29 110V109H28ZM43 110V109H42ZM67 110V109H66ZM82 110V109H81ZM92 110H94V109H92ZM114 110V109H113ZM116 110V109H115ZM114 110V111H115ZM119 110H117V112H120ZM123 110H125V109H123ZM127 110V109H126ZM130 110V109H129ZM142 110V109H141ZM195 110V109H194ZM204 110V109H203ZM230 110V112L231 113H228V111ZM55 111V108L53 109L52 107L47 111V112H45L46 114H47V116H49L50 114L51 115H56L57 114V116H58V114L59 113H56V114H53V113H55L54 112ZM61 111V110H60ZM73 111H74V109H73ZM80 111V110H79ZM109 111V110H108ZM112 111V110H111ZM134 111V110H133ZM184 111V110H183ZM6 112V111H5ZM4 112V113H5ZM8 112H10V111H8ZM40 112V111H39ZM58 112V111H57ZM70 112V111H69ZM75 112V111H74ZM81 112V111H80ZM79 112V113H80ZM93 112V111H92ZM95 112V111H94ZM93 112V113H94ZM105 112V111H104ZM110 112V111H109ZM123 112V111H122ZM121 112V113H122ZM125 112V111H124ZM129 112V111H128ZM196 112H194V113H196ZM209 112V111H208ZM44 113V112H43ZM66 113V112H65ZM79 113H77L76 112V114H79ZM83 113V112H82ZM86 113L87 112H85V115H86ZM100 113V112H99ZM103 113V112H102ZM108 113V112H107ZM114 113V112H113ZM151 113V112H150ZM149 113V114H150ZM196 113V114H197ZM2 114V113H1ZM28 114V113H27ZM40 114V113H39ZM63 114V113H62ZM67 114V113H66ZM65 114V115H66ZM69 114V113H68ZM70 114H71V112H70ZM69 114V115H70ZM97 114V113H96ZM127 114V113H126ZM129 114V113H128ZM131 114V113H130ZM133 114V113H132ZM196 114H195V116H196ZM7 115H10V113L9 114H7ZM30 115V114H29ZM60 115V114H59ZM82 115V114H81ZM101 115V114H100ZM113 115V114H112ZM111 115V116H112ZM124 115H125V113H124ZM123 115V116H124ZM145 115V114H144ZM147 115V114H146ZM145 115V116H146ZM198 115V114H197ZM201 115H203V114H201ZM13 116V115H12ZM31 116V115H30ZM46 116V117H47ZM68 116V115H67ZM66 116V117H67ZM87 116H88V113H87ZM91 116V115H90ZM93 116H95V114L93 115ZM115 116H116V113H115ZM118 116V115H117ZM117 116H116V118H117ZM120 116H122V115H120ZM126 116V115H125ZM144 116V117H145ZM194 116V115H193ZM45 117V118H46ZM56 117V116H55ZM70 117H71V115H70ZM83 117V116H82ZM86 117V116H85ZM89 117V116H88ZM102 117V116H101ZM109 117V116H108ZM108 117H107V120H108ZM139 117V116H138ZM137 117V118H138ZM149 117V116H148ZM147 117V118H148ZM161 117V116H160ZM180 117V116H179ZM199 117H200V115H199ZM202 117V116H201ZM57 118H59V117H57ZM63 118V117H62ZM75 118V117H74ZM97 118H99V117H97ZM111 118V117H110ZM118 118H119V116H118ZM135 118V117H134ZM146 118V117H145ZM150 118V117H149ZM203 118V117H202ZM14 119V118H13ZM31 119V118H30ZM65 119V118H64ZM69 119V118H68ZM77 119V118H76ZM76 119H74L75 121H78V120H76ZM127 119V118H126ZM199 119H201V118H199ZM204 119V118H203ZM60 120H61V118H60ZM82 120H84L83 118H82ZM88 120V119H87ZM94 120V119H93ZM96 120H98V119H96ZM104 120V119H103ZM117 120V119H116ZM130 120V119H129ZM146 120V119H145ZM144 120V121H145ZM151 120V119H150ZM178 120V119H177ZM215 120H216V123L215 124H213L214 122H215ZM9 121H10V119H9ZM22 121V120H21ZM40 121H44L45 122V120H40ZM62 121H63V119H62ZM62 121H61V123H62ZM74 121V122H75ZM91 121V120H90ZM114 121V120H113ZM135 121V120H134ZM138 121V120H137ZM142 121V120H141ZM146 121H148V120H146ZM153 121V120H152ZM151 121V122H152ZM155 121V120H154ZM158 121V120H157ZM198 121V120H197ZM200 121V120H199ZM203 121V120H202ZM245 121V120H244ZM243 121V122H244ZM20 122V121H19ZM23 122H25V120L23 121ZM43 122V123H44ZM88 122V121H87ZM117 122V121H116ZM118 122H119V120H118ZM124 122V121H123ZM127 122V121H126ZM159 122V121H158ZM208 122H203V123H208ZM211 122H212V126H211ZM16 123V122H15ZM14 123V124H15ZM27 122H25V124H26ZM65 123V122H64ZM80 124L79 125H77L76 124V127H75V129L73 128L72 130V132H71V134L69 135L70 136V140H72L73 138H76V139H80V138H84V139H88L89 140V142H90V144H88V145H91V147H93V148H95V149H100V150H103L102 152L104 153V155H105V157L104 158H102V157H100V158H102L101 159V163H105L107 160L109 161V159L110 158H108L109 156H108V153H109V149H106V147H105V142H104V140H106V139H104L103 140V138H105V137H107V134H109V133H111V131L110 132H105L104 130H103V132L102 131H100V133H102L103 135H99V133H97V131H96V127L94 126V127H92V126H90V125H87V124H84L83 122L81 123V122H79ZM103 123V122H102ZM101 123V124H102ZM114 123V122H113ZM168 123V122H167ZM201 123V122H200ZM199 122L198 123H196L195 125H193V127L192 128H190L188 131H186V133H185V135L183 136V138H182V136H181V138H182V140H179V143H180V141L182 142H184V144H185V142L187 143L186 145H188L189 147H194V146H197V145H200L201 144V133H200V126H202L201 124H200ZM230 123V122H229ZM12 124V123H11ZM17 124V123H16ZM22 124V123H21ZM28 124V123H27ZM48 124V123H47ZM74 124V123H73ZM121 124V123H120ZM134 124V123H133ZM140 124V123H139ZM230 124H232V123H230ZM246 124V123H245ZM8 125V124H7ZM24 125V124H23ZM50 125H51V123H50ZM68 125V124H67ZM93 125V124H92ZM99 125V124H98ZM103 125V124H102ZM105 125V124H104ZM116 125H117V123H116ZM122 125V124H121ZM125 125V124H124ZM123 125V126H124ZM128 125H129V123H128ZM142 125V124H141ZM145 125V124H144ZM156 124H154V126L153 125H145L146 126V128L144 129L143 128V130L142 131H140V133H137V134H140L141 136V138L140 139H149L150 138V136L148 137L147 136V134L148 133H150L151 134V137L155 140V142H157V144H163V145H165L166 147L169 145H171V143H173L174 141H176V140H174L173 142H171V140L169 139V136L170 135H168V128H166V127H164V126H155ZM191 125V126H192ZM251 125V124H250ZM253 125V124H252ZM14 126V125H13ZM114 126V125H113ZM118 126H120V125H118ZM118 126H116V128L118 127ZM130 126V125H129ZM128 126V127H129ZM133 126V125H132ZM140 126V125H139ZM143 126V125H142ZM148 126V127H147ZM206 126H208V125H206ZM230 126V125H229ZM248 126V125H247ZM247 126H244V129H242V130H244L243 132L244 133H239L240 134V136H236V137H234V138H236L235 140H233V138H228L229 140H231L232 142L234 141V142H236V145H238L241 149L244 147H241L242 145H243V143H244V141L245 140H248L247 138L246 139H244L246 136H244V134H246L247 132H248V130L246 129L247 128ZM22 127H25V126H22ZM101 127V126H100ZM105 127V126H104ZM144 127V126H143ZM202 127H204V126H202ZM259 127V126H258ZM15 128V127H14ZM50 128V127H49ZM53 128V127H52ZM60 128V127H59ZM72 128V127H71ZM99 128V127H98ZM102 128H103V126H102ZM112 128V127H111ZM123 128V127H122ZM130 128V127H129ZM132 128V127H131ZM130 128V129H131ZM136 128V127H135ZM233 128V127H232ZM250 128V127H249ZM248 128V129H249ZM254 128V127H253ZM11 129H12V127H11ZM100 129V128H99ZM107 129V128H106ZM105 129V130H106ZM115 129V128H114ZM121 129V128H120ZM82 130V131H81ZM101 130V129H100ZM118 130V129H117ZM122 130V129H121ZM135 130V129H134ZM137 130V129H136ZM170 130V129H169ZM241 130V131H242ZM250 130V129H249ZM253 130V129H252ZM255 130V129H254ZM70 131H71V129H70ZM124 131H125V128H124ZM123 131V132H124ZM128 131V130H127ZM137 131H139V129L137 130ZM207 131V132H208ZM233 131V130H232ZM247 131V132H246ZM5 132V131H4ZM3 132V133H4ZM130 132H132V131H130ZM212 132H214V133H212ZM251 132V131H250ZM261 132V131H260ZM2 133V134H3ZM133 133V132H132ZM135 134H136V132H134ZM230 133H232V132H230ZM113 134V133H112ZM116 134V133H115ZM134 134V135H135ZM149 134V135H150ZM170 134V133H169ZM173 134V133H172ZM175 134V133H174ZM218 134H216L217 136H218ZM257 134V133H256ZM255 134V135H256ZM259 134V133H258ZM261 134V137H263L264 138V132H262V133H260ZM120 135V134H119ZM124 135V134H123ZM122 135V136H123ZM180 135V134H179ZM229 135V136H228ZM236 135V134H235ZM234 135V136H235ZM248 135V134H247ZM249 135H250V133H249ZM253 135V134H252ZM68 136V137H69ZM115 136H117V135H115ZM137 136V135H136ZM139 136V135H138ZM216 136V137H217ZM258 136V135H257ZM256 136V137H257ZM67 137V138H68ZM221 137H219V138H221ZM233 137V136H232ZM248 137V136H247ZM250 137V136H249ZM248 137V138H249ZM255 137V138H256ZM117 138H119V137H117ZM136 138V137H135ZM172 138V137H171ZM176 138V137H175ZM174 138V139H175ZM213 138V137H212ZM242 138V140H240ZM116 139V138H115ZM124 139V138H123ZM139 139V140H140ZM173 139V138H172ZM244 139V140H243ZM259 139V138H258ZM68 140V139H67ZM75 140V139H74ZM113 140V139H112ZM121 140H122V138H121ZM239 140V141H238ZM250 140V139H249ZM253 140V139H252ZM114 141V140H113ZM149 141H152L151 140V138H150V140ZM149 141H147L148 143H150ZM201 141V142H200ZM205 141V140H204ZM228 141V140H227ZM227 141H225L226 143H227ZM230 141V142H231ZM254 141V140H253ZM16 142V141H15ZM64 142H66V141H64ZM69 142V141H68ZM144 142V141H143ZM154 142V141H153ZM229 142V141H228ZM229 142V143H230ZM248 142V141H247ZM250 142V141H249ZM256 142H257V140H256ZM260 142V141H259ZM58 143V142H57ZM71 143V142H70ZM145 143H146V141H145ZM177 143H178V141H177ZM246 143V142H245ZM78 144H79V142H78ZM147 144V143H146ZM174 144H176V143H174ZM182 144V143H181ZM205 144V143H204ZM246 144H248V143H246ZM246 144H244V145H246ZM17 145V144H16ZM60 145V144H59ZM62 145H63V142H62ZM156 145V144H155ZM162 145V146H163ZM229 145V144H228ZM232 145V144H231ZM67 146V145H66ZM75 145H74V143H71V144H69L68 146H67V148H69V149H72V148H75L74 147ZM107 146V145H106ZM111 146V145H110ZM165 146H163V147H165ZM168 146V147H169ZM237 146V147H238ZM246 146H248L249 147V144L248 145H246ZM167 147V148H168ZM174 147V146H173ZM185 147H187V146H185ZM210 147V146H209ZM11 148V147H10ZM107 148H109V147H107ZM171 147H169L168 149H170ZM190 148V151L191 150H193V149H191ZM197 148V147H196ZM196 148H194V151H192V152H194V153H196V151H195V149ZM234 148H236L235 146H234ZM76 149V148H75ZM86 149V148H85ZM84 149V150H85ZM166 149V148H165ZM177 149V148H176ZM175 149V150H176ZM199 149V148H198ZM245 149V148H244ZM171 150V149H170ZM235 150V149H234ZM63 151H64V149H63ZM66 151V150H65ZM112 151H113V149H112ZM172 151V150H171ZM188 151V150H187ZM199 151V150H198ZM197 151V152H198ZM202 151V150H201ZM238 151V150H237ZM247 151V150H246ZM71 152V151H70ZM73 152V151H72ZM83 152V151H82ZM90 152V151H89ZM200 152V151H199ZM259 152V151H258ZM88 153V152H87ZM260 153V152H259ZM69 154V153H68ZM77 154V153H76ZM202 154V153H201ZM1 155V154H0ZM70 155V154H69ZM88 155V154H87ZM186 155V154H185ZM190 156H191V154H189ZM197 155L199 156V154L197 153ZM196 155V156H197ZM16 156V155H15ZM89 156V155H88ZM195 156V155H194ZM193 156V157H194ZM195 156V157H196ZM197 156V157H198ZM201 156V155H200ZM215 156V155H214ZM258 156V155H257ZM67 157V156H66ZM189 157V156H188ZM192 157V156H191ZM196 157V158H197ZM217 157V156H216ZM24 158V157H23ZM60 158V157H59ZM49 159V158H48ZM95 159H96V157H95ZM25 160V159H24ZM214 160V159H213ZM257 160L258 159H256L255 161L257 162ZM260 160V159H259ZM23 161V160H22ZM63 161V160H62ZM67 161V160H66ZM90 161V160H89ZM254 161V162H255ZM110 162V161H109ZM219 162V161H218ZM71 163V162H70ZM103 163V164H104ZM50 164V163H49ZM62 164V163H61ZM93 164V163H92ZM91 164V165H92ZM96 164V163H95ZM214 164V163H213ZM94 165V164H93ZM102 165V164H101ZM218 165V164H217ZM47 166H48V164H47ZM89 166V165H88ZM105 166V165H104ZM213 166V165H212ZM214 166H215V164H214ZM49 167V166H48ZM52 167V166H51ZM90 167V166H89ZM93 167V166H92ZM99 167V166H98ZM97 167V168H98ZM208 167L209 168H211V166H209L208 165ZM104 168V167H103ZM254 168H255V166H254ZM93 169V168H92ZM95 169V168H94ZM101 169V168H100ZM50 170V169H49ZM59 170V169H58ZM85 170V168H80L78 171L79 172H83ZM102 170V169H101ZM68 171V170H67ZM103 171V170H102ZM101 171V172H102ZM47 172V171H46ZM71 172V171H70ZM94 172H96V171H94ZM60 173H61V171H60ZM68 173V172H67ZM73 173H75V172H73ZM73 173H71V174H73ZM85 173V172H84ZM99 173H100V171H99ZM254 173V176L253 177H251V183H252V185H259V183H263V178H264V164L262 163V161L260 162L259 161V163L256 165V168H255V172H253ZM47 174V173H46ZM62 174H63V172H62ZM87 174V173H86ZM170 174H172V173H170ZM85 175V174H84ZM88 175H91V173H89ZM168 175V174H167ZM253 175V174H252ZM14 176V175H13ZM12 176V177H13ZM52 176H54V175H52ZM78 176V175H77ZM174 177L172 178V177H170V175H169V179H173V181H174V178H176L175 177V175H173ZM177 176V175H176ZM10 177V176H9ZM32 177V176H31ZM47 177V176H46ZM68 177V176H67ZM76 177V176H75ZM80 177V176H79ZM85 177V176H84ZM179 177H181V176H179ZM179 177H177V181L178 182H180V180H178V179H180ZM58 178V177H57ZM63 178H65V176L63 177ZM88 177L86 176V179H87ZM182 178V177H181ZM49 179H51V177L49 178ZM49 179H47V180H49ZM82 179V178H81ZM168 179V180H169ZM9 180V179H8ZM46 180V179H45ZM56 180H58V179H56ZM67 180V179H66ZM185 180H187V179H185ZM171 182V181H170ZM175 182H176V180H175ZM6 183V182H5ZM57 183V182H56ZM169 183V182H168ZM184 183H185V181H184ZM14 184V183H13ZM66 184V183H65ZM172 184H173V182H172ZM179 183H177V185H178ZM187 184V183H186ZM11 185V184H10ZM49 185V184H48ZM176 185V186H177ZM180 185H181V183H180ZM183 185V184H182ZM61 186V185H60ZM171 186H174L175 187V184H173V185H170V188H169V186H165V188L166 187H168L167 189H171L172 187ZM188 186V185H187ZM193 186V185H192ZM48 187V186H47ZM61 187H63V186H61ZM189 187V186H188ZM195 187H198V185L196 184V186ZM184 188V187H183ZM190 188H192L191 186H190ZM198 188H200V189H198ZM197 189L198 190H202L201 189V187L199 186ZM63 189V188H62ZM167 189H166V191H167ZM173 189V193H174V188H172ZM8 190V189H7ZM183 190V189H182ZM185 190V189H184ZM190 190V189H189ZM199 191V192H200ZM202 191H204V189L202 190ZM206 191V190H205ZM169 193H171V191H168ZM178 192V191H177ZM191 192V191H190ZM198 192V191H197ZM198 192V193H199ZM116 194H118V197L120 198V200H121V202H124V199H125V197L124 196H122L121 195V192H118V191H116L115 192ZM188 193V192H187ZM187 193H185V194H187ZM200 195L202 194V193H199ZM207 194H209V192L207 193ZM172 195V194H171ZM175 195H177V193L175 194ZM169 196H170V194H169ZM188 196V195H187ZM186 196V197H187ZM194 196V195H193ZM208 196H211V193H210V195H208ZM173 197H176V196H173ZM195 197V196H194ZM193 197V198H194ZM169 198V197H168ZM170 199H172V196H171V198ZM175 199V198H174ZM182 199V198H181ZM186 199V198H185ZM190 199V198H189ZM200 199V196H198V198L197 199H195V201L197 202L198 200ZM1 200V199H0ZM4 200H6V199H4ZM184 200V199H183ZM187 200H188V198H187ZM3 201V200H2ZM160 201V200H159ZM191 201V200H190ZM189 201V202H190ZM4 202V201H3ZM184 202H186V200L184 201ZM183 202V203H184ZM181 203H182V200H181ZM180 203V204H181ZM158 204V203H157ZM194 204V203H193ZM196 204V206H197V203H195ZM191 205H192V203H191ZM179 206V205H178ZM177 206V207H178ZM190 206V205H189ZM196 206H194V205H192V209H194V207H195V209L197 208ZM199 206V205H198ZM156 207V206H155ZM162 207V206H161ZM182 207L184 208V209H182ZM186 207H187V204H182V206L180 205L179 207H178V209L177 210H185L186 209ZM160 208V207H159ZM156 209V208H155ZM154 209V210H155ZM175 209V210H176ZM194 209V210H195ZM153 210V209H152ZM157 210H158V208H157ZM179 210V211H180ZM229 210V209H228ZM227 209H226V211H228ZM230 211V210H229ZM155 212V211H154ZM165 212V211H164ZM155 214V213H154ZM158 214V213H157ZM167 217V216H166ZM170 217V216H169ZM156 218V217H155ZM161 218V217H160ZM159 218V219H160ZM163 218H165V216L163 217ZM163 218H161V219H163ZM171 218V217H170ZM169 218V219H170ZM175 218V217H174ZM158 219V220H159ZM168 219V218H167ZM30 218H28V217H24V216H21L20 218H19V220H18V222H17V224L19 225V226H21V227H23L24 229L29 225V226H32L33 224L30 222ZM157 220V221H158ZM166 220V219H165ZM161 220H159V222H160ZM174 220L172 219V221L171 222H173ZM158 222V223H159ZM162 222V221H161ZM164 222V221H163ZM121 224H122V222H120ZM123 223H125L124 221H123ZM152 223V222H151ZM157 223V224H158ZM170 223V222H169ZM254 223V222H253ZM152 224H154V223H152ZM157 224H156V226H157ZM164 224H165V222H164ZM155 225V224H154ZM159 225V224H158ZM161 225H163V224H161ZM165 225H167V224H165ZM164 225V226H165ZM172 225V224H171ZM255 225V224H254ZM253 225V226H254ZM257 225V224H256ZM264 225V224H263ZM262 225V226H263ZM18 226V227H19ZM123 226V225H122ZM125 226V225H124ZM175 226V225H174ZM121 227V226H120ZM150 227L152 228V226L150 225ZM158 227V226H157ZM161 227H163V226H161ZM139 228V227H138ZM164 228V227H163ZM168 228V227H167ZM173 228V227H172ZM176 228V227H175ZM161 230V229H160ZM170 230H172V229H170ZM175 230V229H174ZM159 231V230H158ZM165 231V230H164ZM168 231V230H167ZM167 234V233H166ZM169 234V233H168ZM172 235V234H171ZM172 237V236H171ZM175 237V236H174ZM245 237V236H244ZM170 238V237H169ZM176 238V237H175ZM24 239V238H23ZM172 239V238H171ZM246 239V238H245ZM245 239L243 240V242H244V244L246 245V242H245ZM27 240H29V239H27ZM30 241V240H29ZM31 241H33V240H31ZM30 241V242H31ZM168 241V240H167ZM173 243V242H172ZM205 244V243H204ZM206 245H207V243H206ZM209 246V245H208ZM205 247H207V246H205ZM205 247H200V248H204L205 249ZM243 248V247H242ZM26 249H28V247L26 248ZM208 249V248H207ZM196 250V249H195ZM198 250V249H197ZM206 250V249H205ZM202 252H200V251H197L198 252V254L196 255V254H194V255H196L195 256V261L197 262V264H204L206 261H207V259H208V254H209V252L210 251H207V252H205V251H203V250H201ZM241 251V250H240ZM200 252V253H199ZM34 254V253H33ZM33 254L31 255V257H30V259L32 258H34L35 256H33ZM45 254H47V252H45ZM20 255V253H18L17 255H16V257H15V259H14V261L15 262H19V261H21V255ZM36 255V254H35ZM193 255V254H192ZM29 256V255H28ZM36 257H37V255H36ZM27 258H29V257H27ZM38 258V257H37ZM37 258H34V259H36L37 261H38V259ZM33 259V263L35 262V260ZM26 261H28V264H29V262H32V261H30V260H26ZM26 261H25V263L24 264H26ZM37 261L35 262V263H37ZM23 262V261H22ZM21 262V263H22ZM247 262V261H246ZM38 263H39V261H38ZM37 263V264H38ZM1 264V263H0ZM32 264V263H31ZM248 264H249V262H248Z\"/></svg>",
    "mask_w": 264,
    "mask_h": 264
}]
</instances>
